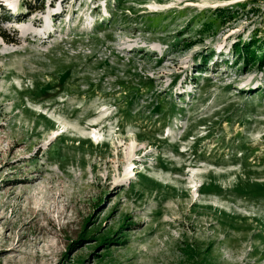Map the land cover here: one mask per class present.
I'll return each instance as SVG.
<instances>
[{
  "label": "rangeland",
  "instance_id": "374dc122",
  "mask_svg": "<svg viewBox=\"0 0 264 264\" xmlns=\"http://www.w3.org/2000/svg\"><path fill=\"white\" fill-rule=\"evenodd\" d=\"M0 2V264H264V0Z\"/></svg>",
  "mask_w": 264,
  "mask_h": 264
},
{
  "label": "trees",
  "instance_id": "16d2710c",
  "mask_svg": "<svg viewBox=\"0 0 264 264\" xmlns=\"http://www.w3.org/2000/svg\"><path fill=\"white\" fill-rule=\"evenodd\" d=\"M218 13L221 16L225 17L226 10L219 9ZM235 51L239 54L238 61H243L245 64H250L252 66L256 67H262L264 65V41L260 40L259 38H253L250 40L249 43H239L235 45ZM258 53V55H257ZM95 234V231L93 232H85V238L92 237ZM99 244H105L107 241L110 242L109 238L99 239ZM193 264H206V262H196L193 261Z\"/></svg>",
  "mask_w": 264,
  "mask_h": 264
},
{
  "label": "bare ground",
  "instance_id": "6f19581e",
  "mask_svg": "<svg viewBox=\"0 0 264 264\" xmlns=\"http://www.w3.org/2000/svg\"><path fill=\"white\" fill-rule=\"evenodd\" d=\"M1 3V2H0ZM10 10V9H9ZM13 11L15 10V9H12ZM37 22H39V23H41L42 21L41 20H35V22L34 23H37ZM18 31L21 33V32H23V30L21 29V28H19L18 29ZM47 36H49V37H51V32H49L48 34H47ZM46 37H44V39H45ZM42 40V39H41ZM3 42H5L6 43V40H3Z\"/></svg>",
  "mask_w": 264,
  "mask_h": 264
}]
</instances>
